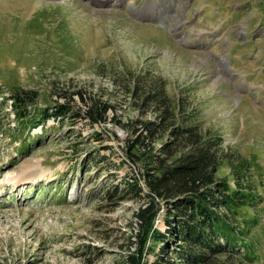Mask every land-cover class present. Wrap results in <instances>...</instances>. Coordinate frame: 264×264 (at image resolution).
Returning <instances> with one entry per match:
<instances>
[{
	"label": "rangeland",
	"instance_id": "rangeland-1",
	"mask_svg": "<svg viewBox=\"0 0 264 264\" xmlns=\"http://www.w3.org/2000/svg\"><path fill=\"white\" fill-rule=\"evenodd\" d=\"M100 66L160 75L174 100L196 107L201 129L222 136L226 155L248 161L252 197L238 226L264 264V0H0V264H117L136 247L142 198L111 194L138 166L124 159L127 133L112 111L91 125L74 95L78 117L21 130L10 108L21 88L39 94L38 107L64 103L63 88L106 98ZM229 170L224 160L219 175L233 186Z\"/></svg>",
	"mask_w": 264,
	"mask_h": 264
},
{
	"label": "trees",
	"instance_id": "trees-1",
	"mask_svg": "<svg viewBox=\"0 0 264 264\" xmlns=\"http://www.w3.org/2000/svg\"><path fill=\"white\" fill-rule=\"evenodd\" d=\"M97 75L111 84L106 98L92 96L81 87L68 93L63 88L56 93L65 98L64 103L56 100L38 107L39 94L21 88L9 94L10 108L21 130L43 127L46 119L64 118L67 113L78 117V110L69 106L74 95L84 102L91 125L104 123L112 111L108 120L127 133L124 159L138 167L119 184V190L112 186L115 194L111 195L117 193V201L142 198L144 203L132 214L138 226L136 247L117 264H257L255 246L245 241L246 230L238 226L236 213L251 202L243 183L251 167L248 161L226 155L222 136L201 129L196 107L182 95L174 100L167 82L150 69L112 71L100 66ZM117 100H122L119 106ZM119 109L134 116L119 119ZM27 137L20 153L32 141V136ZM224 160L233 186L219 175ZM161 210L164 230L156 225ZM148 253H155L154 261L145 259Z\"/></svg>",
	"mask_w": 264,
	"mask_h": 264
},
{
	"label": "water",
	"instance_id": "water-1",
	"mask_svg": "<svg viewBox=\"0 0 264 264\" xmlns=\"http://www.w3.org/2000/svg\"><path fill=\"white\" fill-rule=\"evenodd\" d=\"M142 14H143V12H139V13H138V15H142ZM143 17H144V16H141L139 20H142ZM147 20H152V19H148V18H147ZM142 21H143V20H142Z\"/></svg>",
	"mask_w": 264,
	"mask_h": 264
},
{
	"label": "bare ground",
	"instance_id": "bare-ground-1",
	"mask_svg": "<svg viewBox=\"0 0 264 264\" xmlns=\"http://www.w3.org/2000/svg\"><path fill=\"white\" fill-rule=\"evenodd\" d=\"M168 14V13H167Z\"/></svg>",
	"mask_w": 264,
	"mask_h": 264
}]
</instances>
